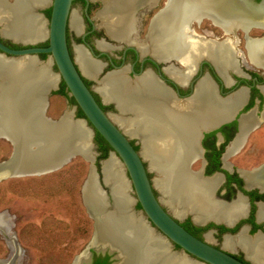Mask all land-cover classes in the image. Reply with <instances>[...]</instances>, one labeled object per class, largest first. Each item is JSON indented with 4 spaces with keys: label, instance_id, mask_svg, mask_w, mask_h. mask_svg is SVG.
Wrapping results in <instances>:
<instances>
[{
    "label": "bare ground",
    "instance_id": "6f19581e",
    "mask_svg": "<svg viewBox=\"0 0 264 264\" xmlns=\"http://www.w3.org/2000/svg\"><path fill=\"white\" fill-rule=\"evenodd\" d=\"M49 5L51 0H16L12 5L0 0V23L3 24L4 36L22 43L47 40V21L30 11L35 6L45 8ZM167 6L153 24L149 35L152 42L150 52L161 61L175 58L184 65L185 71L181 73L168 69L175 82L183 84L201 58L211 59L223 75L227 68H234L235 40L208 41L189 31V21L201 18L205 14V6L197 0H170ZM116 9L122 10L123 6L119 1H109L107 10L112 14ZM103 24L118 42L137 44L143 54L149 52L145 43L130 38L133 21L129 17L105 16ZM214 24L227 34H233L238 26H246L243 21L235 20L222 23L215 19ZM71 26L81 34V19L75 11ZM243 30L247 31L246 28ZM263 44V41L253 39L246 44L250 59L255 64L261 61ZM97 46L109 49L103 42H98ZM74 49L76 62L84 75L96 78L102 65L93 60L83 46L75 45ZM35 62L36 59H5L0 55V134L12 139L14 144V158L8 164L16 163L17 168L25 172L62 161L75 148L87 155L92 150L93 133L84 121H69L73 111L67 113L68 120L60 128L44 127L41 119L45 105L42 94L58 87L59 76L51 70V61L43 66L40 63L38 68ZM158 84L149 75L131 84L121 74H110L95 90L106 103L115 102L122 112L121 117L111 113V120L129 138L139 140L143 158L151 172L157 175L154 185L160 192V200L177 219L183 220L190 213L199 224L213 220L233 226L237 218L245 216L244 201L239 199L229 206L214 201L211 196L218 179L204 181L187 169V163L198 152L195 148L198 133L227 117L230 105L218 102L204 82L195 101L179 107ZM76 142L77 147L74 146ZM103 172L115 206L114 211L100 210L102 216L95 240L99 243L119 242L121 248L118 250L123 251L120 252V259L124 264H203L183 255L171 254L169 240L155 228L152 229L145 218L134 214L136 200L130 195V181L114 153L103 162ZM89 179L85 191L87 202L94 210L107 207L94 177ZM258 217L264 220L263 208ZM4 219L0 217L1 226ZM206 239L209 243L214 242L210 234ZM223 246L230 251L240 246L253 264H264V239L261 237H227Z\"/></svg>",
    "mask_w": 264,
    "mask_h": 264
},
{
    "label": "flooded vegetation",
    "instance_id": "af4514ba",
    "mask_svg": "<svg viewBox=\"0 0 264 264\" xmlns=\"http://www.w3.org/2000/svg\"><path fill=\"white\" fill-rule=\"evenodd\" d=\"M109 1L111 0H77L73 4V12L77 2L82 4V9L78 13L81 19L82 31L79 35L74 30L76 38L75 41H71L69 34V29L71 28L70 19L68 25V43L71 54L75 57L74 47L75 45H81L93 60L102 65V69L96 78L86 76L85 81L88 87L94 90L96 99L106 113H112L119 117L123 116V114L115 102L106 103L101 94L95 90V88L101 86L102 81L110 74H121L131 84H134L145 75H149L156 84L159 83L160 85H158L170 94V98L179 107L182 104L187 105V103L191 104L194 102L199 87L205 82L209 85L213 97L218 102L230 105L231 111L227 117L225 116L209 128L201 129L206 131L203 132L202 138L195 144L198 152L196 153V157L193 158L191 171H203L204 181L218 179L211 196L213 200L229 206L242 199L246 208L245 216L239 218L238 222H234L233 226H228V224L213 220H209L205 224H199L195 222L192 214H188L181 221V225L191 235L202 241H206L207 234H210L212 239L216 241V244L212 245L218 249L227 251L243 263L252 264V261L247 257V253L240 246L230 251L225 249L223 244L227 237L236 238L239 235L249 239L256 237L264 239V220H260L258 217L260 209H264V140H259L254 144L249 143L252 134L259 132V130H264V44L260 52L261 61L258 64L251 61L246 45L248 40L252 39L260 40L264 43V23H261V27L251 29L247 28L248 26L242 28L238 26L236 27V30H238L236 34H227L210 20H208L211 22L210 26L204 24L205 20L200 24L195 22L192 25L194 34L205 40L221 42L225 41V39H233L236 41L234 48L235 64L234 68H227L223 75L211 59L201 58L192 67L184 83L181 84L175 82L168 74V69L181 73L185 71L184 65L175 58L161 61L150 52L152 42L149 35L153 30V24L156 19L162 16L165 12L164 10L167 9L169 0H115L119 1L123 9H116L112 14L107 10ZM253 1L260 3L262 0ZM12 2L14 0H9V3ZM203 9L204 11L206 10V8ZM216 10L217 5L213 11L217 12ZM120 15L129 17L133 21V30L130 38L135 41L137 40L136 42L138 43H145L149 52L143 54L137 44L118 42V40L108 33L107 28L104 27L103 18L105 16L106 18H111L112 16ZM203 16H206V14ZM230 20L234 19L229 18L226 22ZM235 21L242 22L240 19H235ZM216 28H219L221 32L218 33ZM243 28L247 29V34ZM253 29L262 30V33L253 36L251 35ZM101 30L104 32L105 38L100 37ZM240 32H242V38ZM0 41L15 50L24 47L5 38L3 24L1 23ZM73 42L74 44H72ZM98 42L105 43L109 49H99L97 46ZM241 44L244 45L242 46L243 50L241 49ZM47 45L41 44L42 47H46ZM92 53H95V56ZM187 74L188 72H186ZM57 91H52L50 95L65 97L67 102L71 103L68 95L56 94ZM49 96L45 101V104H48L46 118L52 119L48 116L50 106V101H48ZM69 111L63 113L60 118ZM0 139H4L12 145L13 154V143L6 136H0ZM133 144L138 147L135 143ZM12 154H10L11 156L8 159L0 162V164L8 162L12 158ZM197 163H200V168L195 171L193 167ZM97 167L100 168V166ZM99 174L101 175V173ZM9 178L19 177H14L5 170L0 171V182ZM100 183L102 186L104 185L102 176H100ZM104 188L110 196V188ZM133 212L135 215L140 216L136 210L133 209ZM0 217H3V219L5 217L9 220L7 212H1ZM7 220L4 219L2 226L0 225V234L7 247L5 257L0 258V264H23L22 259L25 256V251L20 244L17 234L12 231ZM146 222L150 223L149 220ZM150 227L152 228V226ZM96 235L94 222V233L89 247L77 258L84 259L83 264H122L121 259L116 258L120 256V252L111 253L108 249L104 250L100 246L101 243L95 240ZM169 242L171 254L183 255L193 261L194 257L192 255L186 253L173 242ZM120 257L122 258V256Z\"/></svg>",
    "mask_w": 264,
    "mask_h": 264
},
{
    "label": "water",
    "instance_id": "95a60500",
    "mask_svg": "<svg viewBox=\"0 0 264 264\" xmlns=\"http://www.w3.org/2000/svg\"><path fill=\"white\" fill-rule=\"evenodd\" d=\"M5 4L12 5L14 2L9 3V0H4ZM77 0H51V15L50 19L47 20L43 13L39 11L44 9L39 7H34L30 12L33 14L41 15L47 21L48 36L47 41L48 45L42 47L41 43H22L20 41H14V39L5 36L6 39L13 41L14 43L24 46L22 49H12L4 45L0 41V55L4 56L5 59H36V67L38 68L45 63L40 59L41 55H46L51 57L50 60L52 66L54 65L58 70L59 83L64 82L67 90L69 92V97L73 98L76 102L77 108H79L83 115L84 121L87 124H90L92 127L93 137L95 132L98 133L110 146L114 155L119 158V160L124 164L126 173L128 174V180L131 182L134 192L136 194L137 202L141 206L142 212L146 215L147 219L150 221V224L153 228L158 230L159 234L165 236L169 241L173 242L186 253L194 257L193 261L200 262L203 264H246L238 260L232 254L228 253L223 249H218L211 243L207 241H202L191 235L182 225L181 220L177 219L170 211L162 204L160 197L157 196L159 191L154 185V180L150 178L151 170L148 163L142 156V146L139 150H136V146L131 142L130 138L121 130L110 118V114L106 113L102 106L99 104L98 100L95 97L94 90L88 87L85 78L86 76L82 72L81 68L78 66L75 57L72 56L69 43H68V25L73 12V4ZM199 4L205 6L206 10L204 11L206 16L203 18H198L190 20L188 27L190 33L194 35V30L192 25L196 22L200 24L203 20H210L212 23L216 20L219 22L227 21L230 19H240L242 20L247 28L251 29L254 27H261L264 23V0L260 3H256L253 0H197ZM170 2V0H169ZM216 5L217 12L213 11ZM166 11V10H164ZM198 20V21H197ZM262 23V24H261ZM214 24V23H213ZM238 30L234 32L236 34ZM246 34L247 32L244 31ZM229 38V37H228ZM226 40V39H225ZM93 55L95 53H92ZM102 55V54H100ZM95 56V55H94ZM29 60H27L28 62ZM47 64V63H46ZM27 65L25 64L24 67ZM58 83V85H59ZM58 87L50 88L42 94L43 103H45L47 97L51 94L52 91L57 90ZM48 104L46 103L42 108L41 119L43 121L44 127L50 128H60L65 121L68 119L66 115L62 116L58 120H52L46 118V108ZM74 112V110H73ZM80 121L79 118H76V115L72 116V120L69 121ZM206 130H201L196 138L198 142L202 138L203 132ZM1 137H5L2 133ZM91 141V149L93 148V138ZM8 138V137H7ZM12 143V139L8 138ZM14 145V144H13ZM78 142L74 144L77 147ZM89 155L75 148L74 151L70 152L64 160L53 163L46 168L40 170H31L25 172L17 168L16 163L14 165L8 164L12 159L6 163L0 164V171H8L14 177H25V176H41L48 173L56 172L62 169L65 165L70 163L77 156H82L91 162H94V157L92 156V150ZM14 154V153H13ZM12 154V155H13ZM193 159V158H192ZM193 160H190L187 163V169L191 172V167ZM16 165V166H15ZM19 169V171H18ZM193 173V172H192ZM202 180L205 179L203 176V171L195 172ZM92 176L95 179V182L100 189L101 193L104 195V203H107V207H102L99 209L91 206L85 198V191L87 189V184L89 183V177ZM100 176L104 185L100 183ZM83 185L82 196L84 205L95 222V228L97 230V225L101 222V212L114 211V198L111 194L110 196L107 190L104 187L110 188L104 180L103 166L101 175L98 173L97 168L92 166V171ZM105 209V210H104ZM101 210V212H100ZM190 213H187L188 215ZM241 218V217H239ZM237 218L235 223L240 219ZM100 246L106 250H110L111 253L119 251L118 248H121L119 242L117 243H108V241L101 242ZM123 252V251H122ZM121 252V253H122ZM120 259V256L116 257ZM79 259V260H78ZM126 260V257H125ZM84 259L77 258L74 261V264H83ZM122 261V260H121ZM122 264L124 262L122 261ZM159 264V263H157ZM253 264V263H252Z\"/></svg>",
    "mask_w": 264,
    "mask_h": 264
},
{
    "label": "rangeland",
    "instance_id": "374dc122",
    "mask_svg": "<svg viewBox=\"0 0 264 264\" xmlns=\"http://www.w3.org/2000/svg\"><path fill=\"white\" fill-rule=\"evenodd\" d=\"M81 9L82 4L77 2L74 11L78 14ZM39 12L49 20L51 6L49 5ZM204 24L210 26L211 22L205 20ZM216 31L221 32L219 28H216ZM100 32V37L105 38L104 32L102 30ZM240 33L242 38V32ZM261 33L262 30L253 29L251 35L255 36ZM69 34L71 41H75L76 34L72 26L69 29ZM41 44L47 45L48 41L44 40ZM242 44L241 49L243 50L242 46L244 45ZM40 59L44 63H48L52 58L40 56ZM51 70L55 74H59L54 65ZM61 85L62 82L58 85V91ZM48 101H50L48 116L52 119L58 120L63 113L69 110H74L75 115H78L79 109L76 104L72 101L68 103L65 97L50 95ZM79 119L84 120V118ZM87 126L92 130L90 124ZM93 138L92 156L94 162L77 156L56 172L41 176L9 178L0 182V213L7 212L9 219L7 223L17 234L25 251V256L22 259L23 264H74L77 257L89 247L94 233V220L83 202V185L92 171V166L99 164L100 168L96 167L97 171L101 173L103 162L113 153L112 149L108 150L107 156L101 159V145L96 140V132ZM262 139L264 140V130H259L250 136L249 143L254 144ZM130 140L138 148L141 147L137 138H130ZM12 152V145L4 139H0V162L8 159ZM122 166L128 177L123 163ZM199 168L200 163H197L193 170L197 171ZM156 177L155 172L150 173L152 180ZM130 185L132 189L130 195L136 200L133 209L148 220L138 205L131 182ZM157 196L160 197V192L157 193ZM205 240L207 241L206 238ZM211 244H216V241ZM6 248L0 234V258L5 257Z\"/></svg>",
    "mask_w": 264,
    "mask_h": 264
},
{
    "label": "trees",
    "instance_id": "16d2710c",
    "mask_svg": "<svg viewBox=\"0 0 264 264\" xmlns=\"http://www.w3.org/2000/svg\"><path fill=\"white\" fill-rule=\"evenodd\" d=\"M259 1V0H258ZM50 15H51V12H50ZM42 57L45 58L46 55H41ZM56 94H62V95H65L67 96L69 94L68 90H67V87L65 85L64 82H62V85H61V88L58 92H56ZM70 100L76 104V102L74 101L73 98L70 97ZM79 109V108H78ZM78 117L79 118H84V115L82 113V111L79 109L78 110ZM96 140L99 142V144L101 145V152H102V155H101V159H104L106 156H107V152L108 150H111L110 146L106 143V141L98 134L96 133ZM136 150H138V147H135ZM99 166V164H98ZM139 205V204H138ZM139 207L141 208V206L139 205Z\"/></svg>",
    "mask_w": 264,
    "mask_h": 264
}]
</instances>
